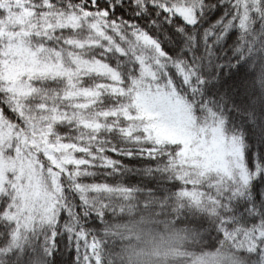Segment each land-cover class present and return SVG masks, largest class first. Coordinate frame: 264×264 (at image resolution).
Segmentation results:
<instances>
[{"label":"snow or ice","instance_id":"obj_1","mask_svg":"<svg viewBox=\"0 0 264 264\" xmlns=\"http://www.w3.org/2000/svg\"><path fill=\"white\" fill-rule=\"evenodd\" d=\"M137 212L264 264V0H0V264H117Z\"/></svg>","mask_w":264,"mask_h":264},{"label":"trees","instance_id":"obj_2","mask_svg":"<svg viewBox=\"0 0 264 264\" xmlns=\"http://www.w3.org/2000/svg\"><path fill=\"white\" fill-rule=\"evenodd\" d=\"M117 264H192L198 253L183 227L167 214L137 212L116 228Z\"/></svg>","mask_w":264,"mask_h":264}]
</instances>
